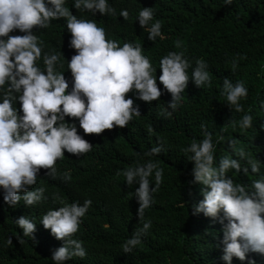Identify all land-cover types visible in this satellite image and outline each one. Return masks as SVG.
Returning a JSON list of instances; mask_svg holds the SVG:
<instances>
[{
    "label": "clouds",
    "instance_id": "clouds-1",
    "mask_svg": "<svg viewBox=\"0 0 264 264\" xmlns=\"http://www.w3.org/2000/svg\"><path fill=\"white\" fill-rule=\"evenodd\" d=\"M224 2L232 5L233 0ZM81 14L115 16L116 9L108 0H0V188L10 207L21 200L25 206H34L47 199L44 187L30 189L37 184L41 169L47 170L45 175L57 178L56 163L65 157V150L77 158L92 151L94 146L78 134L75 122L68 123L65 117L78 120L84 134L100 135L114 127L125 128L141 115L139 105L132 98H125L129 92L134 91L137 99L149 104L163 94L157 85V68L142 54L141 44L126 41L121 46L107 38L105 28L98 26L95 19ZM155 15L154 7H142L137 16L140 27L148 32L147 39L153 43L158 37L164 38L162 22ZM119 16L127 21L129 10L121 9ZM55 29L63 32L60 45L47 39V34ZM174 46L180 49L181 41L177 40ZM237 67L238 59L234 58L233 72ZM159 69V82L171 94L167 108L160 111L166 118L181 105L190 79L198 88L211 85L207 61L197 58L193 65L184 51H169L160 59ZM220 93L230 109L244 115L223 125L215 140L201 125L203 139H193L182 152L191 153L189 160L194 161V179L189 183L204 186L203 199L192 206V214L203 213L222 225L221 258L232 264L233 257L245 261L249 253L264 255V175H259L261 161L238 148L239 139L235 137L226 141L231 152L222 156L217 165V147L225 143L222 133L229 126L253 127L251 108L245 112L241 103L248 96L244 82L233 83L225 77ZM153 131L149 126L148 132ZM165 150L164 142L158 139L144 156H159ZM233 170L244 175L251 171L259 178L250 185L240 183L228 175ZM117 175H123L128 187L139 185L134 196L142 227L122 244L123 252L131 253L152 227L151 220H145V211L156 202L154 194L163 184L164 169L159 161L149 159ZM59 178L70 182L71 171ZM52 198L61 206L47 210L40 220L46 230L63 241L53 251L52 261L65 264L74 257L85 258L84 242L73 237L92 201L67 203L58 194ZM15 223L23 230V237L35 240L33 219L20 216ZM17 240L24 242L20 237ZM6 243L12 246L11 236ZM248 264H255V260H248Z\"/></svg>",
    "mask_w": 264,
    "mask_h": 264
},
{
    "label": "trees",
    "instance_id": "trees-1",
    "mask_svg": "<svg viewBox=\"0 0 264 264\" xmlns=\"http://www.w3.org/2000/svg\"><path fill=\"white\" fill-rule=\"evenodd\" d=\"M68 1L74 3V0ZM108 2L115 7V16H81L95 19L98 26L105 28L107 38L118 41L121 46L126 41L141 44L142 54L157 68V85L163 94L158 101L149 104L137 99L134 91L129 92L125 98H132L139 105L141 115L134 117L125 128L114 127L100 135L84 134L78 120L65 117L66 122H75L78 134L94 147L79 158L65 150V157L56 163V179L45 175L47 170H40L37 184L30 189H46L47 199L39 204L25 206L21 200L15 207H10L4 202L0 188V264H54L52 253L63 245V241L57 240L40 222L47 210L61 206L59 201L53 200V194H58L67 203L92 201L73 237L84 242L87 255L83 259L74 257L65 264H227L221 258L222 225L203 213L192 214V206L203 199L201 189L204 186L189 183L194 179L191 174L194 161L189 160L191 153L186 154L182 149L189 147L193 139L197 142L203 139L201 125L207 127L215 140L223 125L231 119L238 121L244 115L230 109L225 96L220 93L223 78L227 77L233 83L243 81L248 96L241 103L245 112L251 108L253 127L229 126L228 131L222 133L225 143L217 147L216 162L218 165L222 156L230 154L226 141L235 137L239 139L238 148L261 161L259 175H264V127H261L264 125V0H233L232 5H225L224 0ZM142 7H154L155 19L162 22L163 39L158 37L154 43L147 39L148 32L137 20ZM121 9L129 10L127 21L119 16ZM75 15L79 17L77 10ZM47 39L60 45L63 32L55 29L47 34ZM177 40L181 41L180 49L174 46ZM169 51H184L193 65L197 58H203L209 64L212 81L210 86L198 88L190 79L182 93L181 105L175 111L168 108L172 115L166 118L160 111L167 108L171 94L164 90L158 77L161 74L159 61ZM234 58L238 59V67L233 72ZM71 87L72 84L69 92ZM149 126L154 129L151 134ZM158 139L164 142L166 150L159 156H144L157 145ZM149 159L159 161L164 169L163 184L154 194L156 202L145 211V220H151L152 227L140 245L131 253H124L122 244L131 238L135 229L142 227L137 215L139 204L134 196L139 185L128 187L123 175H117V172ZM67 170L71 171L70 182L59 178ZM228 175L249 185L259 178L251 171L244 175L233 170ZM20 216L36 222L34 241L23 237V230L15 223ZM8 236L12 238V246L6 243ZM17 237L24 242L20 244ZM247 255L245 261L233 257L232 264H248V260L264 264V255Z\"/></svg>",
    "mask_w": 264,
    "mask_h": 264
}]
</instances>
